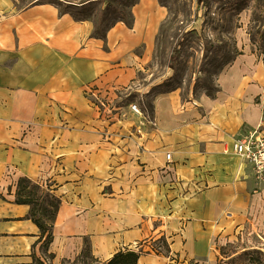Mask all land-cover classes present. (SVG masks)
<instances>
[{"label": "crops", "instance_id": "obj_1", "mask_svg": "<svg viewBox=\"0 0 264 264\" xmlns=\"http://www.w3.org/2000/svg\"><path fill=\"white\" fill-rule=\"evenodd\" d=\"M131 15L101 39L49 0H0V264H72L86 243L94 264L121 250L138 264H229L221 249L262 218L264 183L232 150L264 137L252 88L158 94L149 118L87 98L131 86L152 59L168 10L138 0ZM21 178L60 200L51 258L16 202Z\"/></svg>", "mask_w": 264, "mask_h": 264}, {"label": "rangeland", "instance_id": "obj_2", "mask_svg": "<svg viewBox=\"0 0 264 264\" xmlns=\"http://www.w3.org/2000/svg\"><path fill=\"white\" fill-rule=\"evenodd\" d=\"M35 1L39 0H22L23 5ZM53 1L60 6L61 12L68 11L75 16L83 13L80 18H87L94 24V30L101 32L120 19L130 23L131 5L138 0ZM159 1L167 8L168 18L158 35L152 59L134 84L114 90L98 107L120 111L137 103L142 114L151 116L152 100L158 94L176 91L183 98L208 96L209 93L216 96L219 88L232 90L235 85H240L245 89L252 88L254 91L247 93V101L264 109L263 56L250 38L256 0ZM257 29L264 27L258 25ZM234 46L238 56L220 70L223 56ZM175 48H179V57L173 62ZM38 196L42 202L46 194L40 191ZM253 222L240 230L234 242L226 244L224 251L228 257L225 258L237 257L244 248L264 247V211L262 218ZM236 250L239 252L234 254ZM86 262L91 264L93 261L87 259Z\"/></svg>", "mask_w": 264, "mask_h": 264}, {"label": "trees", "instance_id": "obj_3", "mask_svg": "<svg viewBox=\"0 0 264 264\" xmlns=\"http://www.w3.org/2000/svg\"><path fill=\"white\" fill-rule=\"evenodd\" d=\"M49 1L56 4L60 8V6L57 3H55L53 0H49ZM137 2L138 1L134 2L131 5V9L137 4ZM255 3L256 4L253 8L254 10L251 20L253 26L250 29V38L252 44L257 48L260 56H263V66H264V29L256 30L258 25L264 27V4H263L264 2L263 0H256ZM69 6H74V5H69ZM64 13H70V12L66 11ZM81 16H83V13L77 14V16L73 15V17L76 20H88L87 18L84 17L80 18ZM130 17L132 21L131 11H130ZM118 22H126V21L120 19L110 27H107L106 31H101V32L94 31V34L100 37L101 39H104L107 31ZM126 23L129 25L131 24V22L130 23L126 22ZM238 54L239 53L236 49V46H234L231 52L225 53L221 62L220 70L223 69L226 65L235 61ZM178 57H179V48H175L173 50V56L171 60L175 62L178 60ZM220 90L221 89L219 88L217 90V93ZM208 96L211 98L215 97V95L212 93H209ZM40 191L46 194L45 199L42 202H41V198L38 196V193ZM16 202L18 204H24L31 207L30 218L38 226L41 232L39 241L44 240L41 246L42 251L47 258H51V255L48 254V249H49V245L53 240L52 231L56 220V214L59 209L60 200L55 195H53L49 189H44L40 185L32 182L27 178H21L18 181V185H17ZM233 247L237 249L236 246ZM225 248L221 249V256L223 258L228 257L226 256V253L224 251ZM243 250H244L243 253H240L237 257L230 259L229 264H264V247L253 246L250 247L249 249L244 248ZM238 252L239 250H236L234 254H237ZM140 256H141L140 252H135L132 250H121L118 253H116L109 261L103 264H138ZM81 259L84 260L82 261L83 264H90L86 262L87 259L93 261L91 264L95 263V259L92 255L90 245L87 243L84 251L74 261V264H80V263H76V261H80ZM34 264H44V263L39 259H37L36 257H34Z\"/></svg>", "mask_w": 264, "mask_h": 264}, {"label": "built area", "instance_id": "obj_4", "mask_svg": "<svg viewBox=\"0 0 264 264\" xmlns=\"http://www.w3.org/2000/svg\"><path fill=\"white\" fill-rule=\"evenodd\" d=\"M85 92L87 98L96 105L103 104V100L110 94L109 90L104 91L100 88H90ZM129 110L136 116L149 118V116L142 114L137 103L130 104ZM232 150L252 167L260 181H264V137H259L256 133H251L244 138L236 140L232 144ZM167 157L170 159L171 156L168 155Z\"/></svg>", "mask_w": 264, "mask_h": 264}, {"label": "bare ground", "instance_id": "obj_5", "mask_svg": "<svg viewBox=\"0 0 264 264\" xmlns=\"http://www.w3.org/2000/svg\"><path fill=\"white\" fill-rule=\"evenodd\" d=\"M256 77H258V79H260V78H261V76H260V75H256Z\"/></svg>", "mask_w": 264, "mask_h": 264}]
</instances>
